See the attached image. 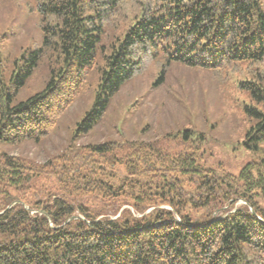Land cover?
<instances>
[{"label": "trees", "instance_id": "trees-1", "mask_svg": "<svg viewBox=\"0 0 264 264\" xmlns=\"http://www.w3.org/2000/svg\"><path fill=\"white\" fill-rule=\"evenodd\" d=\"M26 1L36 44L8 62V75L0 54V141L11 144L50 135L92 70L94 103L71 142L102 120L148 61L159 62V75L173 63L218 75L264 62V0ZM8 36L0 33V47ZM43 60V88L13 103ZM258 76L241 83L255 104L245 106L252 148L264 142ZM191 134L71 145L41 165L1 154L0 264H264V158L238 176L218 175L201 163ZM174 140L189 146L172 151Z\"/></svg>", "mask_w": 264, "mask_h": 264}, {"label": "rangeland", "instance_id": "rangeland-1", "mask_svg": "<svg viewBox=\"0 0 264 264\" xmlns=\"http://www.w3.org/2000/svg\"><path fill=\"white\" fill-rule=\"evenodd\" d=\"M28 4L26 0H0V33L5 31L11 35L0 47L5 75L13 68L11 65L10 69L8 62L18 58L25 48H33L39 37L37 17ZM158 63L148 61L145 72L125 84L111 99L102 120L71 142L73 129L92 107L96 96V72L90 71L75 104L65 110L50 135L39 141L25 140L18 144L0 141V155L24 157L41 165L67 151L71 145L78 148L105 140H153L163 133L187 128L192 131L191 138L198 147L201 163L218 175L227 172L238 176L248 163L264 158V142H259L257 148L248 147L245 142L252 124L245 106L255 104L250 91L241 86L246 81H257L258 74H264V62L241 61L218 75L178 63L171 64L164 75H159ZM48 75V64L43 60L13 103L41 90ZM183 145L189 146L174 140L166 147L177 151ZM116 172L121 175L122 168L117 167ZM260 201L264 204V200ZM242 203L240 200L235 205ZM123 208L138 215L129 205H123L120 210Z\"/></svg>", "mask_w": 264, "mask_h": 264}]
</instances>
